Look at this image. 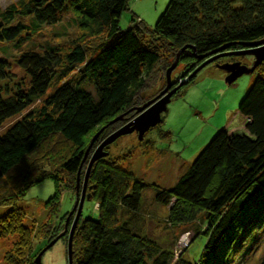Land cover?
<instances>
[{"label":"trees","instance_id":"obj_1","mask_svg":"<svg viewBox=\"0 0 264 264\" xmlns=\"http://www.w3.org/2000/svg\"><path fill=\"white\" fill-rule=\"evenodd\" d=\"M129 2L18 0L0 11L1 44L20 47L44 26H57L67 7L79 30L65 53L57 49L22 54L18 63L31 78L28 86H23L26 82L12 83L16 76L8 72L9 63L0 60V125L44 97L54 84H60L38 110L0 135V182L9 179L10 197L19 193L25 198L28 189L51 179L56 193L48 201L57 204L56 215L60 214L43 239V249L26 257L19 256L18 249V253L10 251L8 264L36 263L38 255L59 234V223L67 221L70 213L61 215L59 211V190L73 191L80 168L82 187L89 164V159L83 160L92 138L118 118H133L131 111L149 91V79L161 66L165 75L179 50L187 47L180 61L194 70L196 57L204 53L227 44L229 49L244 48L264 39V0H170L153 28L133 18L135 25L121 31V18L130 10ZM164 51L172 57L170 61ZM253 75L256 78L238 107L242 123L221 127L170 190L118 172L116 161L110 163L106 158L97 164L89 179L100 202L98 217L82 220L81 216V226L73 237V264H172L174 252L161 250L128 217L141 213V192L150 187H154L159 204H172L168 216L172 226L197 223L202 217L208 220L206 226H202L203 220L198 224L206 240L198 258H181L182 264H231L246 244V248L254 245V238L264 232V62ZM53 137L65 141L69 150L58 160L54 157V166L46 162L54 172L38 175L40 150ZM53 154L49 149L47 156ZM59 170L71 175L67 186L60 184ZM13 172L17 173L14 180ZM10 197L4 205L13 207L9 213L13 216L17 201ZM124 210L130 213L122 214ZM14 227L11 235L22 232L18 224ZM23 239H16L17 248Z\"/></svg>","mask_w":264,"mask_h":264},{"label":"rangeland","instance_id":"obj_2","mask_svg":"<svg viewBox=\"0 0 264 264\" xmlns=\"http://www.w3.org/2000/svg\"><path fill=\"white\" fill-rule=\"evenodd\" d=\"M17 1L0 0V11L5 10L9 5ZM169 1L130 0V10L126 11L121 18V31H126L135 25L133 24V18H140L149 27L153 28L166 10ZM60 17L61 22L57 26H44L40 32L33 34L29 40H25L26 42L22 43L20 47L0 43V60L7 61L10 69H8V72L16 76L15 81L12 83L26 82L23 86H28L31 83V78L20 68L18 63L24 52L35 51L44 54L49 50L58 49L63 53L68 51L72 41L78 37L79 30L73 25V15L70 7H67ZM147 38L151 39L150 37ZM244 46V48L229 49L230 45L227 44L223 46L224 50H222L223 48L218 49L221 51L217 53V50L211 53H204L196 57L197 66L194 70L193 67H188L187 62L181 63L179 58V63L171 75V81L176 82L175 87L181 85V83H186L190 79L192 80L196 77L197 79L193 84L180 89L173 96L162 123L151 128L144 135V142H142L143 139L139 140V133L136 131L127 132L126 134L123 132L139 115L138 108L157 97L165 89L167 79L166 74L164 75L163 66H161L154 77L148 81L149 91L140 100L138 107L131 111L133 118L124 116L118 119L116 123L106 127L92 145L91 142L89 143L85 154V157L87 155L86 159H89V164L85 172V178L82 181V187H78V180H81L80 168L76 176V184L72 188L73 191L64 188H61V191L59 190V194L61 193L59 210L61 215L69 214L74 207L76 208V199L79 195V200L83 197L85 198L82 211L83 220L98 217L100 202L97 200V192L94 191L93 180L89 178L97 164L101 163L100 161H106V158L109 162L116 161L118 172L130 173L136 180L140 179L151 185H157L163 190H170L179 178L188 171L190 164L202 149L208 145L216 133L221 130V127L230 123H233L234 126L242 123V115L239 114L238 107L248 93L256 76L253 75L254 73L244 74L230 84L226 82L225 78L236 73V71H240L241 67L252 69L255 66L258 57L254 50L258 46L253 47L252 44L249 46L245 44ZM181 50L176 54L178 55ZM184 52L180 54V57ZM163 53L166 54L169 61L172 59L168 51ZM193 53L196 54L195 51ZM214 58L216 59L210 62ZM220 59L223 62L221 65L215 63L216 60ZM207 62L210 63L207 65ZM204 64H206L205 68L189 79ZM224 65L237 66L238 69L235 68L232 72H228L222 69ZM188 68L190 69L189 71H187ZM184 76H187V78L184 79ZM1 84L3 85V83ZM10 84L9 82L8 86L12 89L13 85ZM59 86L60 84H54L44 97L35 101L21 114L1 124L0 135L29 113L38 110L44 100L52 95ZM108 128H110V131L103 134ZM116 133L118 136L114 139V136L117 135ZM49 149L54 151L52 157L47 156ZM68 150L69 146L58 137L48 140L47 144L40 150V161L36 166V174L49 175L54 172L52 170L53 167L47 166L46 162H49L48 165L54 166L57 164V162L52 161L56 160L54 157L56 156L58 160ZM96 157L98 158L95 159ZM90 164L92 166L89 169ZM57 174L61 179L60 184L67 186L71 175L60 170ZM11 175L14 180L17 173L13 172ZM10 188V181L6 177L4 181L0 182V264H8L7 256L10 251L14 250L17 252L16 250L18 249L21 251L20 253L17 252L19 256L26 257L29 252L32 253L34 250L43 249L45 242L43 239L48 236L52 226L57 224L58 216L60 215H56L57 204L54 205V203L48 201L56 193L55 185L51 179L28 189L25 198L19 193L16 194V198L10 197L8 194ZM153 188L150 187L141 192L143 207L140 214L132 213V215H128L130 213L128 210H124L122 214L127 213L125 215H128L132 223L138 227V230L142 228L143 230L141 229V231L150 240L154 239L161 250L173 251L175 259L172 264H182L179 261L181 258L186 261L197 259L206 241L202 237L203 234H200L202 232L198 231L199 227L201 229L198 224H201V220H203L202 226L203 223L206 226L208 220L202 217L203 219L197 223L172 226V222L168 219L169 213L173 208L172 204L168 206L159 204L155 200ZM72 192L76 193L75 200ZM9 197L17 201L15 206L17 212L13 216H9V213L13 211V207H8L7 204L4 205L5 200ZM76 212L77 210L69 220L70 228L67 231H65V225L67 224L65 222L67 221L65 220L64 224L59 223L57 227L58 230L60 229L59 234L55 237V239H59L44 254L41 264H69V230L75 223ZM81 223L73 231V237ZM15 224L21 227L22 232L19 231L20 234L17 233L14 236L10 232L15 229ZM23 236L22 244L20 242L18 245L20 248H17V243L14 244V242L16 239L22 240ZM66 241H68V244H66ZM246 245L239 251V255L233 259L231 264H264V232L254 238V245H249L250 248H246ZM72 252L74 254L73 248ZM72 262H74V258ZM35 264L39 263L36 262Z\"/></svg>","mask_w":264,"mask_h":264},{"label":"water","instance_id":"obj_3","mask_svg":"<svg viewBox=\"0 0 264 264\" xmlns=\"http://www.w3.org/2000/svg\"><path fill=\"white\" fill-rule=\"evenodd\" d=\"M251 45V44H249ZM248 45V46H249ZM253 47H257V49H255V53L257 55V61L255 66L252 69H246L245 67H241L240 71H236V73H233L232 75L226 77V82L227 83H232L235 79H237L238 77H241L244 74H253L255 72V69L257 66H259L263 61H264V39L257 41L255 43L252 44ZM223 48V47H222ZM187 49V47L183 48L180 53L177 55L174 63L167 69L166 71V79H167V85L165 87V89L154 99L150 100L147 104H145L144 106L138 108V113L139 115L132 121V123H130V125L126 128V130L123 133H127V132H134L136 131L137 133H139V140H142L144 138V135L150 131L151 128L155 127L158 124L162 123V115L164 113L167 112L168 110V105L170 104L173 96L183 87V83H181V85L175 87V84L172 83V79H171V75L172 72L175 70V68L177 67L178 63H179V58H180V54L182 52H184ZM225 48H223L222 50H224ZM218 51L221 50H217L216 53ZM216 58L210 60V62L214 61ZM207 62V65L210 63ZM206 64L202 65L201 67H199L194 74H192V76L189 77L192 78L194 77L199 71H201L203 68H205ZM235 68L238 69L237 66L233 67L231 65H224L222 66V69L229 71H233ZM166 95V96H165ZM163 96V98L161 99V97ZM153 105V106H152ZM152 106V107H151ZM120 119V118H118ZM117 119V120H118ZM115 120V121H117ZM114 121V122H115ZM104 130V128L102 130H100L93 138L91 141V145L92 143L95 142V139L98 138V136L100 135V133ZM117 134V133H116ZM118 134L115 137H117ZM87 153V152H86ZM87 155L86 157H84L83 162H85L87 159ZM98 157H96L95 159H97ZM92 161V160H91ZM94 162V161H92ZM92 164H90L89 169L91 168ZM78 187H80V180H78ZM78 195V194H77ZM79 196V195H78ZM77 196L76 199V208L74 207V209L70 212V216H68L67 219V226H66V230H68V224H69V220L70 218L74 215L75 211L76 212V220L75 223L72 225L71 230H70V240H69V264H73L72 260H73V252H72V245H73V231L76 229V226L78 225V222L80 220V217L82 215V211H83V205H84V201L85 198L83 197L81 200H79L80 198ZM77 204H79L77 206ZM67 233V232H65ZM64 235V234H63ZM59 238L55 239L54 242H51L37 257L36 262L41 264V258L42 255L44 254V252H46V250H48L50 247L53 246V244L56 243V241Z\"/></svg>","mask_w":264,"mask_h":264},{"label":"bare ground","instance_id":"obj_4","mask_svg":"<svg viewBox=\"0 0 264 264\" xmlns=\"http://www.w3.org/2000/svg\"><path fill=\"white\" fill-rule=\"evenodd\" d=\"M262 63H263V62H262ZM262 63H261V64H262ZM261 64H260V65H261ZM152 106H153V105H152ZM152 106H151V107H152ZM81 216H82V215H81ZM80 219H81V217H80ZM82 220H83V219H82ZM79 222H80V220H79ZM41 263H42V260H41Z\"/></svg>","mask_w":264,"mask_h":264}]
</instances>
